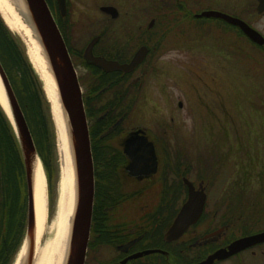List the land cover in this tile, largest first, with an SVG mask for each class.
Returning a JSON list of instances; mask_svg holds the SVG:
<instances>
[{
	"label": "flooded vegetation",
	"instance_id": "af4514ba",
	"mask_svg": "<svg viewBox=\"0 0 264 264\" xmlns=\"http://www.w3.org/2000/svg\"><path fill=\"white\" fill-rule=\"evenodd\" d=\"M193 1L196 9L190 8L185 0H174L166 7L175 8L174 12H190V26L195 27L193 23H196L216 29L217 45L221 37H238L254 49L247 53L246 61L257 59V91L253 95L247 89L244 95L248 131L242 141L241 177L234 172L238 167H229L230 163L193 166L185 163V155L169 146L164 119L153 125L133 122L125 126L121 113L128 105L121 103L120 88L105 97V88L94 93L92 84L86 90L82 87L95 173L84 264H205L207 261L206 264H264V42L253 40L240 26L222 17L197 16L204 11L232 15L264 39V0ZM147 2L152 5V0ZM136 26L128 29L125 36L128 39L141 36L146 41L140 37V45L134 52L112 54L106 46L114 41L119 44L116 37H107L109 28L92 33L87 43L99 36L93 47L94 56L121 62L130 61L141 46H147L143 62L125 74L131 76L132 84L145 77L150 65L153 67L150 72L157 69L151 58L158 48L148 44L152 33L139 27V34ZM148 27L152 28L149 24ZM134 44L137 45V40ZM85 63L95 75L94 65ZM108 72L100 69L92 81L114 74L113 82L119 84L120 71ZM101 98L106 99L100 106L96 105ZM137 103L135 99L133 106ZM252 129L257 130L253 135L249 132ZM222 185L221 196L214 197L213 191ZM190 187L196 194L204 193V200L201 197L190 200ZM202 201L201 214L187 225L186 214L182 212L187 210L188 215L196 217ZM188 202L191 205L185 209ZM250 237L242 246H234Z\"/></svg>",
	"mask_w": 264,
	"mask_h": 264
},
{
	"label": "rangeland",
	"instance_id": "374dc122",
	"mask_svg": "<svg viewBox=\"0 0 264 264\" xmlns=\"http://www.w3.org/2000/svg\"><path fill=\"white\" fill-rule=\"evenodd\" d=\"M53 1L58 10L56 14L59 20L62 24L65 22L68 43L73 50V60L83 89L90 87V84L93 89H96V85L100 86V81H92L96 74L93 75L83 59L84 48L92 33L99 31L100 28H109L107 37L111 39L116 37L119 45L114 41L106 47L112 54L121 55V52L132 50L134 52L140 45L141 36H134L131 39L125 36L128 29L136 24L139 34V27L142 30L150 29L152 41L148 44L158 48L157 54L151 58L157 69L150 72L153 68L150 65L145 77L133 83L131 91L129 89L124 91L121 103L123 105L125 102L128 109H131L129 115L125 117V126L133 122L153 125L158 123V119H164L167 124L169 146L172 150H180L185 155V163L191 166L212 165L214 162H217L216 165L230 163L232 166L229 164V167H238L234 172L237 171V176L241 177L242 141L248 131L245 122L247 113L244 114V95L247 89L255 95L257 91L255 71L259 70L256 58L250 63L246 61L247 53L254 52L252 46L243 44L236 36L230 39L221 37L218 45L215 44L212 34L216 29L201 31L197 29L201 26L199 24L194 23L195 27L190 26L192 23H188V20H191L190 12L184 11L183 14L182 11L174 12L175 8L166 7L170 2L172 5L174 0L154 2L152 0L151 6L147 0H68L66 16L60 15L57 0H51V6ZM185 1L190 8L196 9L193 0ZM102 5L117 7L119 16L114 18L106 16L100 9ZM152 19L155 21L154 26L149 28L148 24ZM15 34L20 39V36ZM136 40L137 45L134 44ZM20 41L24 49L23 42ZM34 73L39 78L35 69ZM131 79V76L127 77V84L131 85ZM121 80L118 86L116 83L106 91L105 97L121 88ZM105 99L101 98L96 105L100 106ZM135 99L138 103L133 106ZM180 102L182 106H179ZM2 109L4 110L3 107ZM49 115L55 150V161L51 159V162L56 200L52 212L49 201L47 202L48 226L41 245L53 239L56 233V227L53 225L51 228V222L57 215L59 197L60 154L56 128L50 112ZM251 121L250 119L249 123ZM249 132L253 135L257 130L252 129ZM244 141L246 142L245 139ZM222 188L223 185L218 186L212 195L221 196Z\"/></svg>",
	"mask_w": 264,
	"mask_h": 264
},
{
	"label": "water",
	"instance_id": "95a60500",
	"mask_svg": "<svg viewBox=\"0 0 264 264\" xmlns=\"http://www.w3.org/2000/svg\"><path fill=\"white\" fill-rule=\"evenodd\" d=\"M59 10L63 15L67 14V0H57ZM24 8L19 7L21 14L26 20V23L32 30L33 37L38 41L40 47L46 54L52 73L56 78L62 95V100L67 110L72 134L74 138V151L77 159V172H79L80 191L77 194L76 201L78 205L75 211L74 221L70 232V246L67 257V264H84L87 251L92 212L93 201L95 194V178H94V165L90 145V134L88 127V120L83 100V90L79 81L77 69L72 60L67 43L62 34V31L51 11L47 0H23ZM103 11L111 13L117 17L119 12L116 7L108 5L102 6ZM198 17H222L228 22L238 25L241 29L253 40L263 43V37L253 28L249 27L241 19L232 15L220 13L217 11H204L197 15ZM154 24L151 21L150 26ZM99 40L96 36L88 44L84 52V58L87 62L104 69L105 71L121 70L125 73L134 70L146 57L148 48L142 46L132 58L130 62L120 63L117 60H110L101 56H94L93 47ZM25 43V41H24ZM0 79L5 89L7 101L12 114V124L15 128L27 177L28 186V226L25 244L27 245V255L23 264H33L35 252V199L33 189V163L37 154L36 146L31 134L29 125L27 123L23 109L16 96L15 90L11 84L8 74L0 60ZM181 105V103H180ZM9 116V115H8ZM205 194H196L192 187H190V200L195 197L205 198ZM204 202H201V209L198 210L196 217L190 216L186 211L187 225L195 220L200 214ZM191 204L185 206L188 208ZM196 212L193 214L195 215ZM177 227L178 223H177ZM252 238H244L237 243L238 245L249 241ZM244 245V244H243ZM208 263L205 262V264Z\"/></svg>",
	"mask_w": 264,
	"mask_h": 264
},
{
	"label": "trees",
	"instance_id": "16d2710c",
	"mask_svg": "<svg viewBox=\"0 0 264 264\" xmlns=\"http://www.w3.org/2000/svg\"><path fill=\"white\" fill-rule=\"evenodd\" d=\"M47 1L51 3V0ZM55 5L53 1V8ZM57 18L68 47L73 54V50L68 43L65 22L62 24L59 16ZM20 40L6 25L0 14V60L8 73L19 103L25 113L37 150L45 165L52 208L55 184L51 159H54L53 162L55 161V150L49 115L50 109L44 92L41 90L42 83L35 75L34 69L26 55L25 45L23 43V49ZM93 68L94 73H96L94 77H96L97 73L100 72V68L95 65ZM119 73L122 74V72ZM121 77L123 88L125 86L129 88L127 77L125 79L124 74ZM110 80L112 81L110 82ZM115 80L111 74L104 77L100 76L96 80L100 81V86L97 85L93 92L99 91L101 93L100 89L110 84L105 89L109 90L114 86L113 81ZM122 93L124 95V90ZM27 200L25 165L18 139L8 116L0 105V264H13L25 239L27 231Z\"/></svg>",
	"mask_w": 264,
	"mask_h": 264
},
{
	"label": "bare ground",
	"instance_id": "6f19581e",
	"mask_svg": "<svg viewBox=\"0 0 264 264\" xmlns=\"http://www.w3.org/2000/svg\"><path fill=\"white\" fill-rule=\"evenodd\" d=\"M19 7L24 8L23 0H0V12L7 25L21 37L27 47V56L42 83L44 96L50 107L53 124L56 128L59 158L58 209L55 220L56 233L51 240L41 245L48 226L47 219V177L38 155L33 163V189L35 199V252L33 264H67L70 246V232L78 205L77 194L80 191L79 172L75 156V143L69 116L62 100L60 86L54 77L46 54L38 41L33 37L32 30L24 20ZM208 26H200L203 29ZM0 103L12 118L5 89L0 79ZM57 165V164H56ZM56 191V190H55ZM52 216V215H51ZM27 245L16 255L13 264H23L27 255Z\"/></svg>",
	"mask_w": 264,
	"mask_h": 264
}]
</instances>
